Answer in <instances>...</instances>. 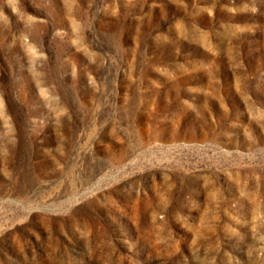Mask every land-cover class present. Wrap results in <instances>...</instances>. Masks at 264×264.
Returning <instances> with one entry per match:
<instances>
[{"label":"rangeland","instance_id":"1","mask_svg":"<svg viewBox=\"0 0 264 264\" xmlns=\"http://www.w3.org/2000/svg\"><path fill=\"white\" fill-rule=\"evenodd\" d=\"M0 264H264V0H0Z\"/></svg>","mask_w":264,"mask_h":264}]
</instances>
